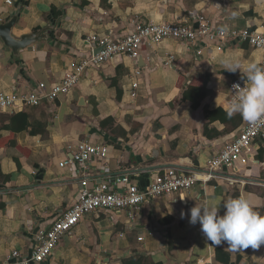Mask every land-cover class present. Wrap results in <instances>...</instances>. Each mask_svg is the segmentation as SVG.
<instances>
[{"label":"crops","instance_id":"0c3cea01","mask_svg":"<svg viewBox=\"0 0 264 264\" xmlns=\"http://www.w3.org/2000/svg\"><path fill=\"white\" fill-rule=\"evenodd\" d=\"M23 1L0 0V24L19 6L12 35L18 38L48 27V39L19 51L17 58L0 42L3 96L36 91L40 83L50 89L78 61L91 57L89 37L119 39L135 19L197 27L198 18L205 16L216 29L264 32V0H27L22 8ZM51 8L62 9V16L53 19ZM141 55L140 66L120 57L88 69L53 103L0 109V260L13 251L29 255L36 232L48 229L75 202L84 178L128 175L145 188L170 168L206 171L213 155L247 124L239 114L229 119L224 108L232 80L246 82L241 78L245 66L262 64V51L236 40L222 48L165 40L143 45ZM224 60H238L240 71L224 70ZM135 70L141 72L139 77L133 76ZM180 75L188 83L208 78L197 110L189 101L169 108L180 95ZM114 80L122 91L119 102L110 85ZM133 83L138 84L135 89ZM205 108L215 111L214 121H208ZM20 112L27 113L28 120L18 133L10 118ZM107 118L114 120L113 126L105 132L94 129ZM78 142L107 146L108 157L94 159L85 170L61 165L71 159L70 148ZM243 160L250 165L216 170L205 185L144 203L135 222L125 212L87 215L41 264H121L124 258L140 255L148 264H221L199 223H189L190 209L205 199L242 195L264 215V141L252 143ZM168 236L173 248L167 251ZM219 246L232 264H264V245L236 252L226 243Z\"/></svg>","mask_w":264,"mask_h":264},{"label":"built area","instance_id":"2783aa9c","mask_svg":"<svg viewBox=\"0 0 264 264\" xmlns=\"http://www.w3.org/2000/svg\"><path fill=\"white\" fill-rule=\"evenodd\" d=\"M11 4L10 1H6ZM165 40H174L197 47L200 42L216 45L222 48L229 41L247 43L250 47L263 53L264 65V32L250 31L248 29L235 30L226 27L216 29L205 17L198 18L197 27H192L179 21L164 24L145 22L140 19L131 21L130 31L124 37L109 40L108 37L91 36L88 45L92 55L87 60L78 61L59 82L46 89L44 83L37 86L36 91H27L10 96L0 95V109L11 108L16 104L26 107H38L53 103L59 97L67 95L78 83L85 72L94 67L101 66L107 61L120 57H127L137 61L143 45H158ZM100 51L94 54L96 49ZM196 50V54H200ZM141 72L135 70L134 77ZM246 82L239 79L232 80L229 87V97L232 95V85L241 87ZM132 84V88L137 87ZM132 97L134 95L132 94ZM257 140L264 141V125L252 127L245 124L238 135L221 146L216 154L209 160L206 171H180L175 168L166 170L163 177H155L147 187L140 188L139 184L131 180L128 175L107 176L103 180L84 178L80 182L75 202L56 219L48 229L39 230L35 234V244L29 255L23 256L13 251L5 261L0 264H41L46 261L57 247L60 238L71 233L87 215L98 211L125 212L129 220L135 222L140 217L141 207L144 203L164 197H172L180 192L191 191L196 185L207 184L212 179V173L220 169H237L244 164L243 154L252 143ZM72 151L71 159L65 160L61 165L85 170L94 159L105 160L109 154V147L89 142H78ZM141 241L142 238H139Z\"/></svg>","mask_w":264,"mask_h":264},{"label":"clouds","instance_id":"9594fccd","mask_svg":"<svg viewBox=\"0 0 264 264\" xmlns=\"http://www.w3.org/2000/svg\"><path fill=\"white\" fill-rule=\"evenodd\" d=\"M222 63L224 70L229 72L241 69L238 60H224ZM241 78L246 83L243 87L232 85V95L224 108L226 115L231 119L239 114L252 127L264 125V65L249 62ZM221 202L223 215L219 214ZM189 223H199L202 233L212 245L226 243L227 248L233 252L248 247L257 249L264 245V215L256 211L242 195L223 200L205 199L199 204L195 203L190 209Z\"/></svg>","mask_w":264,"mask_h":264},{"label":"trees","instance_id":"16d2710c","mask_svg":"<svg viewBox=\"0 0 264 264\" xmlns=\"http://www.w3.org/2000/svg\"><path fill=\"white\" fill-rule=\"evenodd\" d=\"M20 5L22 8L26 7L28 5L27 0H24ZM51 11L53 14V19H57V18L61 17L62 13H63L62 9L57 10L55 8H51ZM207 82H208V78H204V79H200V80L199 79H192L188 83L185 81V78L180 75L178 77L177 82H176V87L180 90V95L169 105V108L174 109L175 107H177L181 103L189 101V102H191L192 109L197 110L200 107V101L203 99L202 92H203L204 88L206 87ZM110 85L116 88V91H117L116 100L119 102L121 100V96H122L121 89L117 86V83L115 82V80L112 81L110 83ZM214 112L215 111L210 112L206 108L203 110V113L208 115L207 118H208L209 122H212L215 120V118L212 117ZM220 112L223 113L222 110H220ZM223 114L225 115L226 113L224 112ZM27 120H28L27 113L20 112V113L15 114L13 117L10 118V124L12 123V125L14 126L15 132L19 133L21 131H24ZM22 123H23L22 127L17 128V125L20 126V124H22ZM113 125H114V120L112 118H107L105 120L100 121L98 124V128L96 127L94 129H98L99 131L105 132L104 130H107L108 128H110ZM4 178L6 181H8L10 179V176L7 175ZM165 243H166L167 251L169 249L173 248V244H172L169 236H168V239L166 240ZM213 246L215 248V258L218 262H220L221 264H232L230 262V255L227 252L223 251L219 245H213ZM145 260H146L145 257L142 255L137 256V257L132 256L130 258L122 259L121 264H148L145 262ZM236 262L237 261H235V264H236ZM155 264H162V263L159 262V263H155Z\"/></svg>","mask_w":264,"mask_h":264},{"label":"water","instance_id":"95a60500","mask_svg":"<svg viewBox=\"0 0 264 264\" xmlns=\"http://www.w3.org/2000/svg\"><path fill=\"white\" fill-rule=\"evenodd\" d=\"M20 10L21 8L18 6L13 15L5 23L0 24V42L5 48H7L12 53L13 57L16 58L19 54V51L24 50L42 40H47V32L50 29L48 27H45L34 33L25 34L18 38L14 37L12 35V29L17 23ZM99 51L100 48L96 49L94 51V54ZM137 61V66H140V63L142 61L141 52ZM80 101L82 102V99Z\"/></svg>","mask_w":264,"mask_h":264},{"label":"rangeland","instance_id":"374dc122","mask_svg":"<svg viewBox=\"0 0 264 264\" xmlns=\"http://www.w3.org/2000/svg\"><path fill=\"white\" fill-rule=\"evenodd\" d=\"M196 186H197V185H196ZM196 186H195V187H196ZM195 187H194V188H195ZM74 229H75V228H74ZM72 232H73V231H72Z\"/></svg>","mask_w":264,"mask_h":264}]
</instances>
